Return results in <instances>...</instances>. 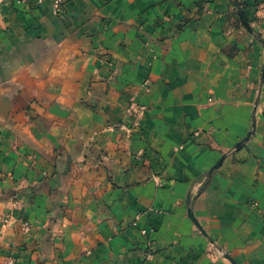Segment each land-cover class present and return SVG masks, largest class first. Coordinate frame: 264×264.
Segmentation results:
<instances>
[{
  "label": "crops",
  "instance_id": "obj_1",
  "mask_svg": "<svg viewBox=\"0 0 264 264\" xmlns=\"http://www.w3.org/2000/svg\"><path fill=\"white\" fill-rule=\"evenodd\" d=\"M193 1L63 0L54 14L51 0H0V264H226L206 257L187 196L218 159L212 146L245 134L252 120L247 148L205 181L193 212L237 264H264L261 58L257 48L220 53L235 43L224 21L233 0H205L206 11L177 29ZM258 1L241 0L251 18ZM256 28L264 41V24ZM256 72L255 109L235 83ZM145 77L149 94L139 93ZM135 94L151 110L126 140L108 127L124 121ZM212 94L223 100L217 107ZM197 128L211 136L189 137ZM142 146L169 181L156 191L152 182L112 187L108 176L135 182ZM94 177L100 186L82 184Z\"/></svg>",
  "mask_w": 264,
  "mask_h": 264
},
{
  "label": "rangeland",
  "instance_id": "obj_2",
  "mask_svg": "<svg viewBox=\"0 0 264 264\" xmlns=\"http://www.w3.org/2000/svg\"><path fill=\"white\" fill-rule=\"evenodd\" d=\"M41 1V0H39ZM56 7H55V3ZM239 3V7L231 5V7L228 9V11L225 12V25L227 26V30L229 29V34H234L235 35V43L234 44H228L223 46L220 49V53H223V57L225 59H232L233 57H237L239 55H242L243 57L245 56L246 53L248 52H254L255 48L258 49L260 58H261V70L264 72V41L262 40V32H259L258 28L256 26L264 24V1H258L254 5L257 6L255 7L256 14L251 18L247 15L248 20H246L245 15L243 13V9L241 8V4L244 3L246 6H249L246 4V2H241V0H237ZM205 0H194L193 4H195L194 8V15H192L190 18L186 17L182 19V23H179L176 25L177 29H181L187 22L198 19V17L203 14L206 9ZM63 0H51V10L54 14L59 13L63 9ZM187 10H191L190 7H184ZM239 11L242 12L244 19L248 23V27H246L243 23V19L240 17ZM247 12V9H246ZM246 43H251L249 45H245ZM254 46V48H253ZM258 70H260V67L258 66ZM249 74V72H248ZM258 72L254 74L255 77H258ZM251 75V74H250ZM262 77H258L257 79L254 80H248L244 84H240V82L235 83L236 90L239 92H236V95L241 94L243 96L244 94H249L251 98L246 97V101L251 104L255 109L257 106L261 105V86H262ZM151 80L149 77H145L139 82V93L142 94H149L151 91ZM244 86V87H243ZM139 95V94H138ZM233 97V94H232ZM130 98L135 99V104L139 106H144V109L139 112H135V122L132 123L131 117L128 115V113H125L126 106L128 105ZM126 103L125 109H124V116L125 119L124 121H116L112 122L109 125V130L113 133H123L124 137L126 140L130 139L133 130L137 131L140 130V125L141 121L144 118L145 114L147 111L151 110V106H149L147 103L140 101L138 99V96L135 94V97H130ZM244 100V98H242ZM223 100L221 97L217 96L216 94H212L207 100L209 104H213L214 106H218L219 102H222ZM125 124V127L120 128L121 125ZM255 128V121L252 120L251 123L247 126V130H245V134L243 132L242 135L237 136L235 140L230 142L228 145H218V146H212V149H216L219 151V157L218 159L214 162L216 164L218 161L220 163L216 168L212 170L211 173H208L209 169L214 165H212L206 172V174L202 175L200 179L196 178L192 182V187L191 191H189V195L187 196V208H186V217L191 221L193 228L197 231L198 234L204 235L206 238V248L204 250V253L206 257H208L210 260H218L221 259L226 262V264H237L234 258L230 255L228 248L225 245H221L216 239L211 238L205 231V229L201 226L199 223L198 219L194 215L193 212V204L195 201V198L197 195L200 194L202 189L204 188L205 181L208 182L209 179L211 178L212 174L217 171L221 165L223 164L224 160L226 159H231V161H236L234 158V155L241 149H246L247 148V142L251 135L254 132ZM251 132V134L248 136L247 139L245 137L247 136V133ZM204 133L205 135L208 136V138L211 136L210 131L202 130V129H193L189 132V137L192 135H198ZM245 139V140H244ZM211 139L208 140V143L210 142ZM235 141V142H234ZM209 148L211 145H208ZM183 148V143L178 142L176 144H173L171 147V152L172 155L177 153L179 150ZM157 153V151L155 152ZM157 162V161H156ZM155 163L154 157L149 153V148H146L144 146L138 148L135 150V170L139 172L138 175H135V182L131 183H124L123 186H117L114 185L110 179V176H108V183L112 185V187H119V188H126L129 184L135 183V184H144L147 182H152L154 185V189L156 191V188L159 186H162L165 181H169L167 177L164 175V166H161L160 168H155L154 167ZM175 179L173 178L172 181ZM200 180V184L198 186L197 181ZM100 179L97 177L92 178L90 181H87V183H82L84 186H91L97 187L100 186L101 184L99 183ZM82 186V185H81ZM200 187V188H199ZM198 189V191H197ZM83 197V196H82ZM66 201L65 199L63 202ZM97 202V199H95ZM17 201H12V205L15 206ZM67 202V201H66ZM256 202V201H253ZM253 202H251V206L254 207ZM149 209H152L153 211H162L160 207H157L155 205H151ZM189 210L191 212V215L195 219V221L192 219V216L189 214ZM138 214L134 217V220H137ZM143 230V229H141ZM140 230V232H141ZM151 231V229H150ZM146 234V233H145ZM149 257V256H148Z\"/></svg>",
  "mask_w": 264,
  "mask_h": 264
},
{
  "label": "built area",
  "instance_id": "obj_3",
  "mask_svg": "<svg viewBox=\"0 0 264 264\" xmlns=\"http://www.w3.org/2000/svg\"><path fill=\"white\" fill-rule=\"evenodd\" d=\"M57 2L58 1H56V3H55V7H56ZM143 109H144V106H139V105L135 104V99L134 98H130L129 103L126 106L125 113H128V115L131 117L132 123H134L135 122V112H139V111L142 112ZM123 127H125V124L120 126V128H123ZM253 205H254V207H257L258 203L257 202H253ZM262 216L264 218V213L262 214ZM141 233L145 234L146 230L145 229L141 230Z\"/></svg>",
  "mask_w": 264,
  "mask_h": 264
},
{
  "label": "water",
  "instance_id": "obj_4",
  "mask_svg": "<svg viewBox=\"0 0 264 264\" xmlns=\"http://www.w3.org/2000/svg\"><path fill=\"white\" fill-rule=\"evenodd\" d=\"M233 2H234V5H235V6L239 7V3H238L237 0H233ZM239 13H240V17L243 19V23H244V25H245L246 27H248V23H247V21L244 19L242 12L239 11ZM250 134H251V132H248V133H247V136L245 137V139H247L248 136H249ZM245 139H244V140H245ZM219 163H220V161H218L216 164H214V165L209 169L208 173H211L212 170H213L214 168H216V167L218 166ZM189 214L191 215L190 210H189ZM191 216H192V215H191ZM192 219L195 221V219L193 218V216H192Z\"/></svg>",
  "mask_w": 264,
  "mask_h": 264
},
{
  "label": "trees",
  "instance_id": "obj_5",
  "mask_svg": "<svg viewBox=\"0 0 264 264\" xmlns=\"http://www.w3.org/2000/svg\"><path fill=\"white\" fill-rule=\"evenodd\" d=\"M241 8L243 9V13L245 15L246 20H248L247 12H246L247 6L244 3H242Z\"/></svg>",
  "mask_w": 264,
  "mask_h": 264
}]
</instances>
